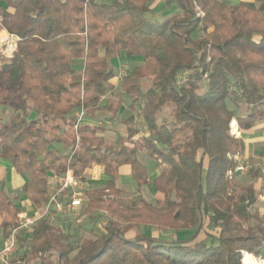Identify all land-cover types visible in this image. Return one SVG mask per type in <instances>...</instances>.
<instances>
[{
  "label": "trees",
  "instance_id": "obj_1",
  "mask_svg": "<svg viewBox=\"0 0 264 264\" xmlns=\"http://www.w3.org/2000/svg\"><path fill=\"white\" fill-rule=\"evenodd\" d=\"M155 1L0 0V32L17 38L10 59L0 53V106L12 111L0 123V160L29 174L22 191L35 209L50 198L49 176L71 171L82 181L100 166L112 181L86 190L81 212L92 216L107 202L111 211L113 203L119 207L110 216L128 223L119 230L109 221L79 242L39 220L30 238L17 236L11 264H242L243 253L264 259V175L251 166L236 180L244 143L230 133L232 122L245 132L264 120V0H166L174 12L152 21ZM121 56L141 65L115 93L109 61ZM121 95L131 113L142 106L146 136L136 139L141 132L127 127L132 115L116 147L99 137L104 127L74 128L80 111L115 119ZM165 107L172 116L157 123ZM54 145L69 152L57 154ZM140 152L162 166L152 180L158 198L139 196L129 207L104 201L118 199L114 179L124 167L137 188L147 185ZM12 202L0 189L5 239L20 212Z\"/></svg>",
  "mask_w": 264,
  "mask_h": 264
},
{
  "label": "crops",
  "instance_id": "obj_2",
  "mask_svg": "<svg viewBox=\"0 0 264 264\" xmlns=\"http://www.w3.org/2000/svg\"><path fill=\"white\" fill-rule=\"evenodd\" d=\"M237 1L238 0L233 2L232 0H230L229 2L231 4H234ZM248 1L256 3L259 0H248ZM156 4H158V0H156L153 3V5L151 6V8L153 10L155 9ZM1 36H3L4 38H0V53L2 55V52L3 53L5 52L7 56L6 57L4 56V57L6 59H10L13 55V52H12V54H7V52L4 49L6 48V45L9 42L13 43L16 46L17 38L12 36V35L7 34L5 31L0 32V37ZM121 57H123V56H121ZM121 57H119V58H121ZM120 82L121 81L118 80L117 78L113 82L115 93L119 91L118 87H119ZM124 109H125V107H123V105H122V109L120 110L118 115H120V114L122 115ZM74 114H76V113H74ZM104 115H107V114H104ZM104 117H107L106 118L107 121H105V122H103V113L97 114L95 119H87V118L83 117L81 124L90 123V124H94L96 126H100L102 128L104 127L106 130L104 132L102 131V133H100L99 137L104 141L105 146L116 147L118 145V140L120 137V135L116 131L117 129H115V128H117V126L114 125L113 120H110V122L108 121L110 119L108 115L104 116ZM127 118H129V116H126V119ZM126 119L121 118L119 120V125L124 124L123 121ZM98 123H100L101 125H98ZM258 123L259 122H257L255 124V126L249 131L240 132L237 129L236 138H241L243 143H244V150H243V152H241L239 154L240 160L241 161H247V162L250 161L251 163H254V166L260 167L261 165L264 166V154H262V151L264 150V120L260 121V124H258ZM106 125H108V126H106ZM130 126H133V125H131V124L127 125V127H130ZM113 127H114V129H113ZM236 127H237V125H236ZM138 136L139 137L140 136H146V133L145 132L140 133ZM60 146H64V145H60ZM154 163L156 166H158L157 165L158 162L154 161ZM155 165L153 168V175L154 174L155 175L152 179H149V182L147 183V185H145V187H148L147 191L149 194L152 195V198L154 201L158 198V194H157V191L155 190V188L152 184V180L154 178H156L158 176V174L160 173L158 168L162 167V166H158V168H156ZM260 169H261V174L263 175L264 168L262 169L260 167ZM53 177L54 176H49V178H48V189H49L50 196L52 194H54V192H55V190L52 189V188H55V186L53 185ZM29 179H30L29 174L24 173L22 175H18L11 168V166L7 160H0V189L6 194V196L9 199H11V200L13 199L12 203L14 204V206L16 208L19 209L20 212L17 214V222H18L19 216L23 215L26 217H32L36 212H41L44 208V206H43L40 209H35L31 205V203L27 200L26 196L24 195V193L22 191V187H23L25 182L29 181ZM130 179L132 180V178L130 176L129 168L128 167L122 168L119 171L118 176L114 179V183H115L116 188L120 189L121 186L130 185L131 184ZM111 181H112V178L110 176L105 175L103 169L100 166H97V165L91 166L85 172V178L82 180L84 195H85L86 190L101 189V188L105 187ZM150 184L153 187H151ZM134 185H135V183H134ZM262 185L263 184L261 182L260 186H262ZM143 187L144 186L137 188V186H136V188H134V190H132L131 192H135V194L142 197L143 194H141L140 189ZM51 191H52V194H51ZM259 199L261 202H264L263 196H260ZM146 202H149V201H146ZM43 219H47L50 223H52L54 225H55V223L57 225L59 224L60 226L62 224L60 218H53L52 216H45L44 218H42L40 220H43ZM0 225H1V218H0ZM35 225H36V223H35ZM33 227H32V229H33ZM32 229L30 232L21 231L17 234V236L22 234L23 236L30 238ZM160 235H162V234H160ZM4 240H5L4 234L0 231V247L2 246ZM15 252L12 255H14ZM12 255H11V257H12ZM11 257L9 259V262L11 261ZM10 264H11V262H10ZM18 264H22V262L18 261Z\"/></svg>",
  "mask_w": 264,
  "mask_h": 264
},
{
  "label": "rangeland",
  "instance_id": "obj_3",
  "mask_svg": "<svg viewBox=\"0 0 264 264\" xmlns=\"http://www.w3.org/2000/svg\"><path fill=\"white\" fill-rule=\"evenodd\" d=\"M165 1L166 0H158V4H156L155 9L153 10V15L150 16L152 21H161L162 19L167 17L169 14L174 12L173 8L164 7ZM228 1H230V0H228ZM232 1L234 2L236 0H232ZM2 55L5 57L7 56L5 52L4 53L2 52ZM140 65H141V63H139L138 60H134V59L129 60V59H126L125 57H121V58L113 59V60L109 61V66L111 68H113V71L117 74L116 78L120 81H122V79L127 75V73H129V71H131L133 68H136ZM81 67H82L81 61L80 62L75 61L74 68L76 70H80ZM119 73H121V74L123 73L124 76L118 78ZM184 73L185 72H183L177 76L176 82H175V85L177 87H178V85H181L183 83L182 77H183ZM185 74H187V73H185ZM150 80H151V78L145 79L143 81V85L147 87V85H149V83H150ZM121 97L123 100V107H125V109H124L122 115L120 114L115 119H113L114 125L117 126V128H115V129H117L116 130L117 133L120 136H124L126 134L125 133L126 126H125V124L119 125V120L121 118L126 119V116H131V115H132L131 116L132 117L131 125H133L134 128L138 129L141 133H144L145 132L144 131V123H143L142 117H141L142 106L141 107L137 106L135 111L131 113L127 108L128 104H129L128 99L124 95H121ZM11 113H12V111L9 108L0 106V123H3ZM171 113H172V110L170 108L165 107L161 111V113L158 114V116L156 118V122L159 123L163 118H167V119L170 118L172 116ZM104 116H107V115L103 114V122L107 121V119H106L107 117H104ZM35 118H37V117L34 113H31L29 115V119L32 120ZM108 121L110 122V119ZM123 123H125V120L123 121ZM258 124H260V122ZM106 126H108V125H106ZM113 129H114V127H113ZM140 137L138 135L135 136L136 139H138ZM51 149L57 154H67L69 152L68 146L54 145ZM262 154H264V150L262 151ZM137 158L146 168L148 178L152 179L155 175V174L153 175V168L155 165L154 161L151 160L150 158H148L144 152L138 153ZM238 162H239V166L245 167L246 170L243 173H241L239 171L238 175L236 176V178H237L236 180H245L247 171H249L251 166H254V163H251L250 161H248V162L247 161H241L239 156H238ZM157 165L161 166L159 162L157 163ZM158 166H156V168H158ZM260 167L262 169L264 168V166H262V165ZM158 170L160 171L161 168L159 167ZM130 183H131L130 185H126V186L124 185V186L120 187L121 190L120 189L119 190L121 191V193L119 194L118 199H112L111 196H108V197L104 198V201L117 200L118 204L123 205L125 207H129L130 205L136 203L138 201L137 199H139V196L137 197V194H135V192H131L132 190H134V188H136V186L134 185V183L131 179H130ZM150 186L153 187L151 184H150ZM52 189L57 190L58 188H56V189L52 188ZM147 189H148V187H145V186L140 189L141 194H143V196L142 197L140 196V198H142L144 201L146 200L149 202H154L152 195L148 193ZM51 194H52V191H51ZM61 200L66 201V198L64 197ZM107 204H109V203L108 202L105 203L101 207V209L99 211H97L96 213H94L92 216H84L83 213L81 212V209H78L76 211L65 210L62 214H58L54 217V218H60L61 223H62L61 226L59 224L57 225L55 223V226H58L61 230H63V232H67V233H70L72 235H75L77 237L76 239H78L79 242H81L82 240H85V239H89L95 234L101 233V227L105 226L109 221L114 223L116 225L117 229H119V230L124 229L128 224L126 222V220H122V219H119L117 217H111L110 216V212L112 210H116L117 207H119V206H115L112 203V205L114 207H111L110 208L111 211H109L107 208L108 207ZM109 206H111V205L109 204ZM51 209H52V207H51ZM126 235L131 236V233L130 232L126 233ZM161 238H163V239H169L170 238L171 239L173 237H172V235L166 236V235L162 234ZM251 256L254 257L257 261H260V262L264 261V259L257 258L254 255H251ZM242 259H243V255H242ZM242 259H241V263L243 264ZM30 264H38V262L33 261Z\"/></svg>",
  "mask_w": 264,
  "mask_h": 264
},
{
  "label": "built area",
  "instance_id": "obj_4",
  "mask_svg": "<svg viewBox=\"0 0 264 264\" xmlns=\"http://www.w3.org/2000/svg\"><path fill=\"white\" fill-rule=\"evenodd\" d=\"M15 48L16 46L13 43L9 42L7 43L6 48L4 50L7 52V54H12V52L15 51ZM123 76V73L118 74V78ZM185 81L186 74H184L182 77L183 83L181 85H178V87L175 85L176 88L181 87L185 83ZM83 117L84 116L82 111H80L76 115V122L74 125L75 129L82 122ZM232 123L230 125V133L236 136L235 133L237 131V127H235L234 131ZM98 125L101 124L98 123ZM235 159L238 160V156H236ZM238 170L243 173L246 168L243 166H239ZM227 174L228 176H230L231 172H228ZM53 185L55 186V189H58L55 190L54 194L50 196L47 204L44 206L41 212H36L32 217H26L23 215L19 216L17 227L12 229V231L0 247V264H10L9 259L17 249V234L19 232H30L35 223H37V221L44 218L45 216H52L54 218L56 215L62 214L65 210H78L82 205L83 201L85 200L82 181L79 180L77 177L73 176L70 171H67L64 175L61 176H54ZM66 191L68 192L66 201L61 200L62 198H64L63 193Z\"/></svg>",
  "mask_w": 264,
  "mask_h": 264
},
{
  "label": "bare ground",
  "instance_id": "obj_5",
  "mask_svg": "<svg viewBox=\"0 0 264 264\" xmlns=\"http://www.w3.org/2000/svg\"><path fill=\"white\" fill-rule=\"evenodd\" d=\"M1 38H4V37L1 36ZM232 127H233V130L235 131V127H236L235 122L232 123ZM242 262H243V264H264V261H262V262L257 261L254 257H252L251 255H249L247 253H243Z\"/></svg>",
  "mask_w": 264,
  "mask_h": 264
}]
</instances>
